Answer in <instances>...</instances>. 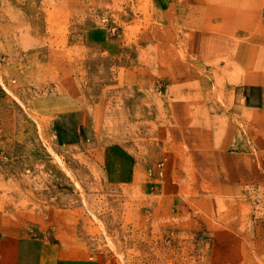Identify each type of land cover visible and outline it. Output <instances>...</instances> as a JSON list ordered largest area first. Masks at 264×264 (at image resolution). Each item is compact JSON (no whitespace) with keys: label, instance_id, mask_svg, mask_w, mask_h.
<instances>
[{"label":"rangeland","instance_id":"obj_1","mask_svg":"<svg viewBox=\"0 0 264 264\" xmlns=\"http://www.w3.org/2000/svg\"><path fill=\"white\" fill-rule=\"evenodd\" d=\"M253 83L264 0H0L16 264L57 229L87 264H264V106L234 97Z\"/></svg>","mask_w":264,"mask_h":264},{"label":"crops","instance_id":"obj_2","mask_svg":"<svg viewBox=\"0 0 264 264\" xmlns=\"http://www.w3.org/2000/svg\"><path fill=\"white\" fill-rule=\"evenodd\" d=\"M107 37L106 31L101 28H91L86 34L89 43H99ZM241 86V87H239ZM234 97L248 108H260L264 106V86L260 84L236 85L234 87ZM54 238L43 243L50 251L47 256L40 254L42 264H87L86 259L77 254L75 248H71L67 242L68 232L63 233V229L55 231ZM42 246V245H41ZM76 251V252H75ZM21 255L20 240L17 237L0 235V264H16ZM21 260V259H20ZM21 262V261H20ZM39 263V264H41Z\"/></svg>","mask_w":264,"mask_h":264}]
</instances>
